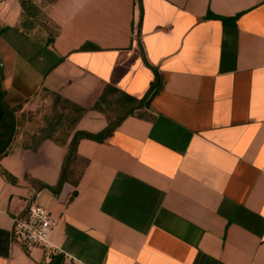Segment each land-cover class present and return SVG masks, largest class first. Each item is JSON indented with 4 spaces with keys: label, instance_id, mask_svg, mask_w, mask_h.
<instances>
[{
    "label": "crops",
    "instance_id": "obj_1",
    "mask_svg": "<svg viewBox=\"0 0 264 264\" xmlns=\"http://www.w3.org/2000/svg\"><path fill=\"white\" fill-rule=\"evenodd\" d=\"M56 5L50 42L15 15L0 29L1 108L14 129L39 95L85 111L64 143L24 146L25 122L0 154V264H264V0ZM118 95L142 101L79 139L80 173L56 187L73 131L102 130L96 107ZM30 203L51 214L50 249L12 240Z\"/></svg>",
    "mask_w": 264,
    "mask_h": 264
},
{
    "label": "trees",
    "instance_id": "obj_2",
    "mask_svg": "<svg viewBox=\"0 0 264 264\" xmlns=\"http://www.w3.org/2000/svg\"><path fill=\"white\" fill-rule=\"evenodd\" d=\"M41 1L44 4H51V3H54L56 0H41ZM20 5L24 9V7H25L24 1H20ZM17 30H19L21 33L26 35V33L22 32V30H20V29H17ZM51 39H52V37L48 38V40L44 41V42H50ZM1 79H2V72H1V66H0V83H1ZM152 89H153V84L150 85V89L146 93V95L148 96L147 98H149L151 96V94L153 93ZM2 94H3V92L0 88V99L2 97ZM47 96L52 97V101H51V112L45 118V125L42 126L40 128L39 132H37L36 134L30 133V135H31V142L30 143L24 139V146L28 145L31 149H34L36 144H38L39 141L44 139V138L51 139L54 142L64 143L66 136L72 130L75 122L82 115V113L85 111L84 107L68 103L66 100L62 99L57 94H50ZM141 101H142V98L137 100L133 97H129L126 95H125V98H123L121 95H118L111 102H108V103H105L103 105L96 107L97 109L104 112V114L106 115V117H107L106 126L102 130H100L96 133H89V132L82 131V130L73 131L72 135L70 136V138H69V140L65 146V153L63 155L62 164H61V168H60L59 177H58L56 187H58L60 185L61 181L65 180V179H69L70 181H76V179L80 173L83 162L81 159L78 158V156L76 154V144H77L78 140L81 138H88V139H92V140H100V139L104 138L114 128V126H116L119 123V121L125 115L131 114L133 112V110L135 108H137L136 105L140 104ZM60 102H63V104L65 106H67L68 108L73 109V114H74V115H72V113L66 114L69 119L66 122V127H67L66 133L63 135V137L62 136L57 137L55 135V132L57 130L56 128L61 123V120H62L61 117L63 116V114L61 113V111H59L58 106H57L58 103H60ZM7 110H11V108L7 109ZM21 117H23V115H21ZM16 125H17V123H16ZM19 125H20V123H19ZM20 126H22V125H20ZM24 130H27V128ZM14 132H16V129H14ZM16 133H19V131H17ZM22 133L25 134V136H27L26 135L27 133L25 131H23ZM8 136H9L8 129L0 128V145L7 139ZM76 161H80V163H81V167L78 170H75V168H74V166H75L74 164ZM4 242L6 243V233H3L0 231V255L6 254V248L1 247V244Z\"/></svg>",
    "mask_w": 264,
    "mask_h": 264
},
{
    "label": "rangeland",
    "instance_id": "obj_3",
    "mask_svg": "<svg viewBox=\"0 0 264 264\" xmlns=\"http://www.w3.org/2000/svg\"><path fill=\"white\" fill-rule=\"evenodd\" d=\"M20 1H24V9L21 7ZM79 1L80 0H69L70 9H73ZM56 2L57 0L51 4H44L41 0H0V29L3 28V25H5L9 19L14 18L15 15L13 21L15 29L22 30L28 37L34 40L41 42L47 41L48 38L53 37L57 33L59 24L63 18ZM51 101L52 97L39 95L37 99H31V106H28L18 116L16 132L21 130L25 122L30 125L27 126V130H24L27 133V142H31L30 132L36 134L39 132L40 128L45 125V118L51 112ZM57 106L63 116L61 117V123L56 128L55 135L57 137H63L66 133V122L69 119L66 114H74L73 109L65 106L63 102L58 103ZM21 115H23V117H21ZM19 123L22 126H20ZM74 165L75 170L81 167L80 161H76Z\"/></svg>",
    "mask_w": 264,
    "mask_h": 264
},
{
    "label": "built area",
    "instance_id": "obj_4",
    "mask_svg": "<svg viewBox=\"0 0 264 264\" xmlns=\"http://www.w3.org/2000/svg\"><path fill=\"white\" fill-rule=\"evenodd\" d=\"M52 225L51 214L41 205L30 203L12 219V240L24 245L26 249L33 246L50 249L47 237Z\"/></svg>",
    "mask_w": 264,
    "mask_h": 264
},
{
    "label": "water",
    "instance_id": "obj_5",
    "mask_svg": "<svg viewBox=\"0 0 264 264\" xmlns=\"http://www.w3.org/2000/svg\"><path fill=\"white\" fill-rule=\"evenodd\" d=\"M4 115H6L7 117L6 123H4V119H3ZM0 126H5L6 128H8L10 133L9 137L0 145V154H1L6 149L14 131L13 113L12 111L5 112V110L1 108V104H0Z\"/></svg>",
    "mask_w": 264,
    "mask_h": 264
},
{
    "label": "flooded vegetation",
    "instance_id": "obj_6",
    "mask_svg": "<svg viewBox=\"0 0 264 264\" xmlns=\"http://www.w3.org/2000/svg\"><path fill=\"white\" fill-rule=\"evenodd\" d=\"M5 112H7V111H5ZM3 119H4V123H6L7 122V117H6V115H4L3 116ZM0 128H2V129H8V128H6L5 126H0ZM9 131V130H8ZM9 135H10V133H9ZM9 137V136H8ZM7 137V138H8Z\"/></svg>",
    "mask_w": 264,
    "mask_h": 264
}]
</instances>
